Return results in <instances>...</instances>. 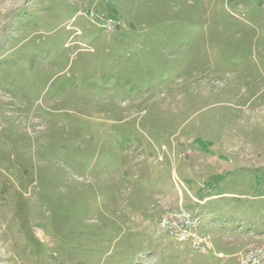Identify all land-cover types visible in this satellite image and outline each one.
<instances>
[{"label":"rangeland","instance_id":"obj_1","mask_svg":"<svg viewBox=\"0 0 264 264\" xmlns=\"http://www.w3.org/2000/svg\"><path fill=\"white\" fill-rule=\"evenodd\" d=\"M252 250L264 0H0V264Z\"/></svg>","mask_w":264,"mask_h":264},{"label":"built area","instance_id":"obj_2","mask_svg":"<svg viewBox=\"0 0 264 264\" xmlns=\"http://www.w3.org/2000/svg\"><path fill=\"white\" fill-rule=\"evenodd\" d=\"M188 232L184 231V235L181 236V232H177L175 234H171V238L176 242H180L186 240L189 236H185ZM245 262L246 264H263L264 263V253L261 250L248 252L245 254Z\"/></svg>","mask_w":264,"mask_h":264},{"label":"crops","instance_id":"obj_3","mask_svg":"<svg viewBox=\"0 0 264 264\" xmlns=\"http://www.w3.org/2000/svg\"><path fill=\"white\" fill-rule=\"evenodd\" d=\"M211 198V197H210Z\"/></svg>","mask_w":264,"mask_h":264}]
</instances>
